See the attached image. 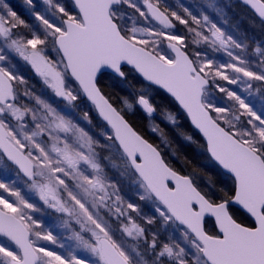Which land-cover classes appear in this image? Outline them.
I'll list each match as a JSON object with an SVG mask.
<instances>
[{
    "label": "snow or ice",
    "instance_id": "6c2138e0",
    "mask_svg": "<svg viewBox=\"0 0 264 264\" xmlns=\"http://www.w3.org/2000/svg\"><path fill=\"white\" fill-rule=\"evenodd\" d=\"M23 4L0 0V264H264V39L218 0Z\"/></svg>",
    "mask_w": 264,
    "mask_h": 264
},
{
    "label": "rangeland",
    "instance_id": "374dc122",
    "mask_svg": "<svg viewBox=\"0 0 264 264\" xmlns=\"http://www.w3.org/2000/svg\"><path fill=\"white\" fill-rule=\"evenodd\" d=\"M8 2L10 6L14 8V10H17L19 13L24 14L25 6L23 4V0H8ZM168 2L175 5L176 0H168ZM182 2L185 5H199L204 3V0H182ZM218 3L228 6L226 8V13L229 20V24L224 25L218 18L213 17L214 19H216V22L218 24H220L227 30L230 25L240 23L243 28L248 29L249 35L255 36L257 39H264V30H262L258 26L259 22L256 21L255 24H253L249 20L248 15L245 11V6L240 4L237 0H218ZM245 21L247 22V25ZM20 74L28 79L30 84H35L37 90L42 87L39 78L35 75L30 66L24 64L23 61L20 62Z\"/></svg>",
    "mask_w": 264,
    "mask_h": 264
},
{
    "label": "trees",
    "instance_id": "16d2710c",
    "mask_svg": "<svg viewBox=\"0 0 264 264\" xmlns=\"http://www.w3.org/2000/svg\"><path fill=\"white\" fill-rule=\"evenodd\" d=\"M139 123V122H138ZM190 157H193L194 158V154L192 152H189L188 153ZM198 162V161H197ZM177 166L179 167V164H177Z\"/></svg>",
    "mask_w": 264,
    "mask_h": 264
},
{
    "label": "flooded vegetation",
    "instance_id": "af4514ba",
    "mask_svg": "<svg viewBox=\"0 0 264 264\" xmlns=\"http://www.w3.org/2000/svg\"><path fill=\"white\" fill-rule=\"evenodd\" d=\"M20 1V0H19ZM246 22V21H245ZM258 22V21H257ZM245 24V23H244ZM246 25H247V22H246Z\"/></svg>",
    "mask_w": 264,
    "mask_h": 264
},
{
    "label": "water",
    "instance_id": "95a60500",
    "mask_svg": "<svg viewBox=\"0 0 264 264\" xmlns=\"http://www.w3.org/2000/svg\"><path fill=\"white\" fill-rule=\"evenodd\" d=\"M241 3V0H238ZM242 4V3H241Z\"/></svg>",
    "mask_w": 264,
    "mask_h": 264
}]
</instances>
